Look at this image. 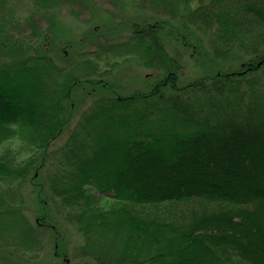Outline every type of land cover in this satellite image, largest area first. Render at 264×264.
I'll list each match as a JSON object with an SVG mask.
<instances>
[{"label": "trees", "instance_id": "1", "mask_svg": "<svg viewBox=\"0 0 264 264\" xmlns=\"http://www.w3.org/2000/svg\"><path fill=\"white\" fill-rule=\"evenodd\" d=\"M181 1L189 20L217 27L224 52H243L241 67L180 91L178 70L161 40L166 23L121 25L130 33L122 47H100L76 60H102L118 48L115 54L134 53L163 78L147 94L112 93L97 100L55 153L50 148L72 125L78 91L92 85L111 93L112 87L66 78L43 43L37 46L42 57L35 60L10 46L14 58L0 65V89L12 83L17 92L24 91V99L29 90L34 94L22 103L0 90V137L12 136V125L25 126L37 151L21 164H15L11 148L0 156V182L5 183L0 187V259L16 254L35 259L42 229L56 231L45 216L32 223L26 213V187L32 183L41 190L37 174L50 161L51 204L57 212L67 210L68 221L85 237L82 256L95 264H264V91L255 74L264 67V0ZM182 44L196 53L189 34ZM163 90L178 94L163 96ZM201 96L199 110L185 104L200 103ZM195 119L210 124L199 127ZM115 152L126 167H110L105 190L125 205L103 220L90 206L83 177L91 159ZM60 238L57 232L54 240Z\"/></svg>", "mask_w": 264, "mask_h": 264}, {"label": "rangeland", "instance_id": "2", "mask_svg": "<svg viewBox=\"0 0 264 264\" xmlns=\"http://www.w3.org/2000/svg\"><path fill=\"white\" fill-rule=\"evenodd\" d=\"M151 2L145 3L143 0H0V29L4 27L0 30L2 31L0 33V50H2L0 65L13 60L14 55L9 50L12 44L22 57H33L35 60L42 57V50H39L37 46L43 43L51 62L62 69L64 76H68L66 78L70 75L74 78L77 76L79 79L93 82L102 81L112 87L111 93L92 85L84 86L78 91L75 95L76 109L72 125L51 146L50 154L59 151L65 145L71 135L72 127L81 122L82 116L96 104L97 100L110 97L112 93L125 96L140 91L147 94L156 89L159 80L163 78L162 72L150 69L136 60L134 53L132 55L115 54L118 48L116 52H107L102 60H97L93 56L86 58L78 56L76 60L78 54L95 52L100 47L121 46L128 42L130 33L121 25L133 22L166 23L161 40L178 70V90L180 91L204 77L234 71L245 61L243 52L241 53L240 50H235L232 54L224 52V45H221L216 38L217 27L189 20L181 0ZM185 33L189 34L191 43L196 48L195 54L182 44ZM255 74L261 78L259 86L264 91V67ZM0 90L4 96L11 94V100L22 103L28 98L31 99L34 94V91L30 93L29 90L24 99V91L17 92V88L12 83L1 87ZM173 93L178 94L172 90H163L161 95L170 96ZM37 95L41 96V93ZM203 100L205 98L201 96L200 103H196L195 100H186L185 104L199 110L198 107L204 106ZM206 105L211 111L209 116L216 122L217 115L211 101L207 100ZM10 114L8 111L6 116ZM195 122L199 127L210 124L203 119H195ZM15 126L16 131L10 128L12 136L0 137V152L4 154V150L15 146L17 149L15 164H21L29 160L37 148L32 131L25 126ZM145 131L140 134L144 135ZM17 136L21 138L22 143H17L15 140ZM21 154L28 158L18 163L17 157ZM121 155L115 152L105 158L99 154L96 160L91 159L92 166L83 177L87 183L86 190L90 197V206L104 216L103 220L114 218L113 215L108 214L125 205L123 198L118 197L113 191L105 190L108 177L106 173L110 167L112 165L126 167L125 159L120 161L118 159L122 157ZM50 164L49 161L47 166L37 174V183L39 188L42 187L41 190L32 183L26 187L28 199L26 213L32 223H36L39 216H45L51 225L55 226L56 231L51 227L42 229L43 244L37 258L29 259V255L23 257L16 254L1 258L0 264H95L91 259L82 256L81 249L85 244V237L72 222L68 221L67 210L57 212L55 205L51 204V193L47 181L48 174H53ZM3 185L5 183L0 182V187ZM84 208H86L85 205ZM101 224H103L102 221ZM57 232L61 236L59 242L54 240Z\"/></svg>", "mask_w": 264, "mask_h": 264}, {"label": "clouds", "instance_id": "3", "mask_svg": "<svg viewBox=\"0 0 264 264\" xmlns=\"http://www.w3.org/2000/svg\"><path fill=\"white\" fill-rule=\"evenodd\" d=\"M193 7H195V4H193ZM11 127H12V130H13V131H16V126H15V125H13V126H11ZM15 140L17 141L18 144H19V143H22L21 138H20L19 136L15 137ZM8 143H10V141H8ZM12 151H13V152H16V151H17V149H16L15 146L12 147ZM2 154H3V153L0 152V155H2ZM27 158H28V157H27L26 155L21 154L20 156L17 157V162L19 163V162H21V161L26 160Z\"/></svg>", "mask_w": 264, "mask_h": 264}, {"label": "bare ground", "instance_id": "4", "mask_svg": "<svg viewBox=\"0 0 264 264\" xmlns=\"http://www.w3.org/2000/svg\"><path fill=\"white\" fill-rule=\"evenodd\" d=\"M261 65V64H260Z\"/></svg>", "mask_w": 264, "mask_h": 264}]
</instances>
